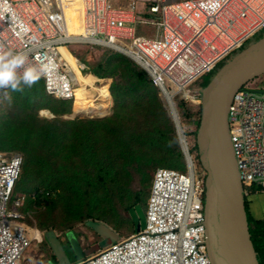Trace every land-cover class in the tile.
Segmentation results:
<instances>
[{
  "label": "built area",
  "instance_id": "2783aa9c",
  "mask_svg": "<svg viewBox=\"0 0 264 264\" xmlns=\"http://www.w3.org/2000/svg\"><path fill=\"white\" fill-rule=\"evenodd\" d=\"M149 9L154 17L140 15L137 0L129 7L112 0H0V54L22 53L28 64L47 66L41 77L48 93L76 100L81 81L62 48L73 54L74 44L117 49L145 67L174 101L181 96L198 105L203 87L193 85L264 29V0H159ZM72 11L83 14L81 32L72 30ZM150 24L156 33L140 30ZM256 88L244 85L230 108L247 195L255 186L264 189V93ZM197 145L187 136L186 171L157 169L146 227L78 264H212ZM23 163L21 152L0 151V264H25L33 242L45 239L25 223L27 195L14 197Z\"/></svg>",
  "mask_w": 264,
  "mask_h": 264
},
{
  "label": "trees",
  "instance_id": "16d2710c",
  "mask_svg": "<svg viewBox=\"0 0 264 264\" xmlns=\"http://www.w3.org/2000/svg\"><path fill=\"white\" fill-rule=\"evenodd\" d=\"M73 51L79 55L77 49ZM82 60L100 78H113L121 70L134 74L137 86L117 89L113 80L115 106L108 116L66 118L73 113L75 100L49 94L42 77L30 88L22 85L18 109L0 116V151L24 156L14 197L25 193V208L47 209L50 218L41 220L42 231L54 227L56 211L62 212L67 224L90 219L115 223L121 206L132 215L128 224L137 233L148 222L152 172L159 167H187L177 125L160 95V86L136 60L120 52L107 53L96 63ZM189 104L183 99L178 107L194 114ZM197 106L199 128L203 107ZM43 109L54 117L41 116ZM199 172L205 173L201 161ZM135 175L141 176L143 183L148 180L143 190L129 187ZM254 190L263 189L255 186ZM248 203L253 242L259 262L264 264V219L252 216Z\"/></svg>",
  "mask_w": 264,
  "mask_h": 264
},
{
  "label": "water",
  "instance_id": "95a60500",
  "mask_svg": "<svg viewBox=\"0 0 264 264\" xmlns=\"http://www.w3.org/2000/svg\"><path fill=\"white\" fill-rule=\"evenodd\" d=\"M260 76H264V36L227 60L202 90L203 113L196 138L206 171L207 243L212 264H260L230 125V108L236 93ZM254 90L264 93V88ZM162 92L187 157V135L177 105L170 94ZM87 225L101 236V240L85 248L74 232L69 233L70 250L79 259L92 256L122 237L104 221L90 219ZM45 236L60 264H72L68 249L56 229L50 228Z\"/></svg>",
  "mask_w": 264,
  "mask_h": 264
},
{
  "label": "rangeland",
  "instance_id": "374dc122",
  "mask_svg": "<svg viewBox=\"0 0 264 264\" xmlns=\"http://www.w3.org/2000/svg\"><path fill=\"white\" fill-rule=\"evenodd\" d=\"M132 0H120L116 2V5L118 6H127L129 7L131 5ZM159 0H137V7H138V12L140 15L146 14V16L154 17L153 14H150V9L149 6L153 2H157ZM81 14L75 13V17L79 18ZM140 30L142 29L147 30V35H150L151 32L156 33L157 31V26L156 25H139ZM141 34H144V32H141ZM264 36V29L260 31L258 34H256L252 39H250L245 47L250 45L251 43L259 40ZM244 47V48H245ZM74 49L78 50L79 55L76 53L74 54L75 56H78L77 58L79 60L85 59V61H90L92 63L98 62L100 59L104 57L105 54L107 53H114V52H120L123 54H126L120 50L117 49H110V48H105L102 46H93V45H79V44H74ZM243 49V48H242ZM241 49V50H242ZM240 50V51H241ZM240 51L235 52L236 54L239 53ZM73 53V52H72ZM233 53L230 55L227 60L231 59V57L235 56L236 54ZM127 55V54H126ZM129 56V55H127ZM130 57V56H129ZM131 58V57H130ZM134 59V58H133ZM227 60L222 62L220 64L223 65ZM83 61V60H82ZM84 62V61H83ZM86 64V63H85ZM87 65V64H86ZM219 66V67H220ZM218 70V69H217ZM209 72L205 75H203L193 87L195 88H202L207 85V81H211L213 76L216 74V71ZM100 78V77H99ZM113 80L116 81L117 83V89L121 88H126V89H133L135 86H137V79L134 74L128 73L127 71H118L113 78L107 77V78H101L99 80L98 85L103 86L107 85L110 90L111 98L106 97L105 95H100L101 91L92 87H89V91L91 94L90 101L93 102L91 105H98L97 108L91 107V110H87L84 112H79L77 106V103L80 101H74V111L71 115H66V118H75L77 116L80 117H105L113 113L114 106H115V98L113 96ZM264 80V76H260L253 81L249 82L248 85L251 87L257 86L256 84H259L260 81ZM208 82V83H209ZM160 95L164 98L166 104L167 100L165 98V95L160 93ZM18 96H20V93L18 91H12L10 88L9 89H0V116L3 114L4 111L7 110H17L18 109ZM183 100L181 96H176L175 102L177 104V109L180 113L181 116V121L183 124V127L185 129V133L188 136V140L190 141V145H194L196 142V131L198 130V116H199V107L197 106L196 102H194L191 98H189V106L191 107L190 110L194 114H186L184 113L183 109H180L178 107V103ZM96 103V104H95ZM83 107V104H80ZM90 105V106H91ZM169 106V105H168ZM84 108V107H83ZM170 108V106H169ZM172 113V112H171ZM41 116L45 117H54V115L47 109H43L40 112ZM173 115V114H172ZM174 118V117H173ZM177 125V124H176ZM178 130V128H177ZM181 139V138H180ZM182 143V142H181ZM23 154V153H22ZM187 160V159H186ZM187 167L185 169L178 168L179 170L185 171L188 169V162H186ZM155 172H152L153 177L155 176ZM199 174H201L199 172ZM206 173H202V176L205 178ZM152 177V180L154 181V178ZM203 179V178H202ZM148 182L146 180L145 183H143V178L141 176L135 175V179L129 184V187L133 190H139V189H144L145 184ZM250 196V195H249ZM27 206V205H26ZM29 208H25V212L28 213V216L25 219V223L29 226L31 230H39L43 233V237L45 238V233L47 230L42 231L41 227V220L47 221L50 218V215L45 207H31L28 206ZM117 207H118V202H117ZM119 220L118 222L115 223H110L107 222L111 227H113L117 232L121 234V239L126 238L132 234H134V228L132 225L128 224L130 223L129 221L132 220V215L124 209V207L119 206ZM54 218V229H56L57 234L59 237L63 240H65L66 233L69 231L74 232L79 236L78 238L81 239V242L85 248L91 246L94 242L99 241L101 239V236L96 233L94 229H92L89 225H87L88 221L77 223V224H67L65 223L63 217H62V212L61 211H56L54 215H52V219ZM128 221V222H127ZM106 222V221H104ZM68 252L71 256L72 259V264H78L83 261L82 258H78L73 251H70L68 249ZM54 252L46 240L40 242L38 240H35L33 242L32 247L27 251L25 255V264H58L56 259L54 258ZM90 257V256H89ZM88 258V257H86Z\"/></svg>",
  "mask_w": 264,
  "mask_h": 264
},
{
  "label": "clouds",
  "instance_id": "9594fccd",
  "mask_svg": "<svg viewBox=\"0 0 264 264\" xmlns=\"http://www.w3.org/2000/svg\"><path fill=\"white\" fill-rule=\"evenodd\" d=\"M131 58L133 57L131 56ZM48 71H49V68L47 66L36 67V66H32L28 64L27 57L22 53L13 54L11 52H8V53L0 54V89L10 88L12 91L22 92L23 91L22 85H25L29 88L32 87L34 84H36L40 80L41 76L47 73ZM27 201H28V198H27ZM86 259L87 258H85L84 260Z\"/></svg>",
  "mask_w": 264,
  "mask_h": 264
},
{
  "label": "bare ground",
  "instance_id": "6f19581e",
  "mask_svg": "<svg viewBox=\"0 0 264 264\" xmlns=\"http://www.w3.org/2000/svg\"><path fill=\"white\" fill-rule=\"evenodd\" d=\"M73 15V25L72 30L75 32H81L82 31V26H81V20H82V15L79 16V18H76L75 11L71 12ZM65 55L67 56L68 60L70 61L72 68L74 72L76 73L77 77L81 81V85L77 87V94L78 97L76 101H80V103H77V108L79 112H84L87 110H91V107L97 108L98 105H91L93 102L90 101L91 94L89 91V85L93 86L94 88L98 89L101 91L100 95H105L106 97L111 98L110 90L107 85L100 86L97 83V76L93 73H91L85 66V63L82 60H79L77 56H75L70 49L67 47L62 48ZM83 104V107L80 104ZM96 104V103H95ZM91 105V106H90Z\"/></svg>",
  "mask_w": 264,
  "mask_h": 264
},
{
  "label": "crops",
  "instance_id": "0c3cea01",
  "mask_svg": "<svg viewBox=\"0 0 264 264\" xmlns=\"http://www.w3.org/2000/svg\"><path fill=\"white\" fill-rule=\"evenodd\" d=\"M115 4L120 0H112ZM133 0L131 1V3ZM127 7V6H124ZM256 87L264 88V80L260 81L259 84H256ZM249 210L252 216L257 219H264V190H259L248 198Z\"/></svg>",
  "mask_w": 264,
  "mask_h": 264
},
{
  "label": "flooded vegetation",
  "instance_id": "af4514ba",
  "mask_svg": "<svg viewBox=\"0 0 264 264\" xmlns=\"http://www.w3.org/2000/svg\"><path fill=\"white\" fill-rule=\"evenodd\" d=\"M248 198H249V195H247V200H248ZM72 231H69L68 233H66V236H65V240H63L62 239V241H63V243H64V245L67 247V249H71L72 250V247H71V242H70V239H69V236H68V234L69 233H71ZM97 233V232H96ZM76 236H77V234H75ZM77 237H79V236H77ZM80 239V238H79ZM101 240V239H100ZM80 241H81V239H80ZM96 242H98V241H96ZM96 242H94V243H96ZM82 243V242H81ZM93 243V244H94ZM70 250V251H71Z\"/></svg>",
  "mask_w": 264,
  "mask_h": 264
}]
</instances>
